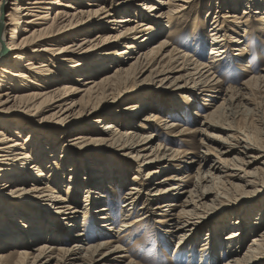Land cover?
<instances>
[{"label":"bare ground","instance_id":"obj_1","mask_svg":"<svg viewBox=\"0 0 264 264\" xmlns=\"http://www.w3.org/2000/svg\"><path fill=\"white\" fill-rule=\"evenodd\" d=\"M73 1L76 3L0 0V264H125L120 259L126 257L117 256L123 251L119 243L155 211H162V221L168 224L166 231L170 237L178 238L182 248L178 255L188 257V264L194 262V254L184 247L218 220L222 227L206 234L207 240L200 250L201 264H206L208 258V264H218L222 259H226L224 264H264V212L254 218L240 213L264 200V148L253 144L248 137L242 138L231 127L220 125L228 113L231 116L237 109L253 106L250 99L253 91L264 94V69L237 87L227 86V81L221 80L225 69L221 61L228 54V41L235 52H248L247 46H243L247 41L235 34L229 40L225 28H242L244 33L250 30L252 14H262L264 8H258L264 7V0L218 3L226 11L216 17L212 27V48L207 62L195 59L178 45L166 51L169 42L161 40V22L166 20L171 24L192 0ZM84 1L98 10L75 7ZM141 2L145 4L138 9ZM56 7L75 11L71 15L73 19L66 20L68 15L59 8L54 10L53 17L51 13ZM241 7L244 10L240 15ZM212 9L213 6L209 12ZM255 21L263 25L259 27L264 32V14ZM68 28L76 30L78 35L63 48L53 49L52 46L60 43L58 37H63ZM93 32H98L95 38L91 37ZM19 34L23 37L19 38ZM121 46L123 50L119 49ZM113 65L116 68L111 73ZM146 74L144 79L151 82L156 79L160 88L206 92L205 105L214 106L207 114L196 115L204 118L202 135L207 128L216 136H208L202 145L205 150L202 157H193L191 161L198 168L192 177L196 182L190 190L189 168L171 163L190 153L155 144V135L144 132L162 120L153 104H146L143 99L136 106L125 105L124 109L106 107L108 98L116 102L119 93L128 96L141 89L138 78ZM173 83L180 86L168 85ZM132 85L136 86L135 90H130ZM76 93L82 94L79 100L73 98ZM220 95L223 101L217 106L213 103ZM154 102L160 103V99ZM100 104L104 107L102 111H111V115L95 111ZM178 106L179 101L171 105V116L162 120L164 129L170 133L183 127L172 120V115L185 117L189 112V106ZM109 108L112 109L105 111ZM147 110L151 112L137 122L139 114ZM47 111H52L50 117L36 119L48 114ZM85 112L88 114L81 116ZM48 119L52 124H43ZM98 123H103L102 129L97 127ZM222 134L226 138L219 136ZM95 146L104 148V152L98 153ZM112 153L116 158H108ZM119 156L137 165L140 179L135 177L127 189L123 218L117 227L110 209L98 205L104 203L105 193L113 184L119 186L121 182L122 187L127 186L125 168L131 165L118 160ZM112 161L117 162L115 167ZM172 168L180 174L186 169L188 172L184 176L173 173L154 183L159 174ZM143 170L147 182H143ZM67 175L69 181L64 180ZM180 189L183 191L178 192ZM78 193L85 194L82 208L69 200ZM169 195L174 196L171 201L161 200ZM139 204L142 213L132 220ZM81 209L87 213L78 219L83 215ZM19 215L29 218L22 220ZM243 216L250 219L244 220ZM88 217L97 226L96 234L93 229L85 230ZM107 223H112L109 235L104 233ZM11 227L18 240L25 242V248L15 249L16 242H9ZM23 228H30L27 234ZM79 228L87 234L77 233ZM219 231H230L226 241ZM72 240L75 241L72 246L62 245ZM55 242L60 246H55Z\"/></svg>","mask_w":264,"mask_h":264},{"label":"rangeland","instance_id":"obj_2","mask_svg":"<svg viewBox=\"0 0 264 264\" xmlns=\"http://www.w3.org/2000/svg\"><path fill=\"white\" fill-rule=\"evenodd\" d=\"M68 1V0H65ZM113 2V0H103L102 2ZM221 0H192L188 4L185 5V9L182 13H179L175 16L176 20L168 24V21H163L161 22V27L163 28V34L161 36V40L163 42H169V48L166 51L173 50L174 48L176 49L177 45L179 48L182 50H186L189 52L191 55L194 56L195 59H199L202 62H207L209 61V53L212 48V37L211 31L212 27L215 25L216 22V17H220L226 9L219 8V4ZM244 1V0H243ZM71 3H76L72 2ZM100 2V4H103ZM223 1H221L222 3ZM243 3V2H242ZM10 4V3H9ZM145 3L141 2L140 5L138 6V9H141ZM211 6H213V9L211 12ZM8 8H11L12 6L8 5ZM75 7H79L83 10H98L96 6H87V3L81 2V5H75ZM63 10L66 12L68 15L65 17L66 20L71 21L73 19V16L71 15L75 14V11L70 10L69 8H64V7H56L53 9V14L54 17V10L57 9ZM258 8H254L253 11H255ZM264 7H260L258 9H261ZM217 10H219L217 12ZM230 11V9H227ZM244 10L243 7H241L238 11V14H242V11ZM8 11V10H7ZM5 12V15L8 12ZM234 12V10H231ZM149 12V11H148ZM209 12V13H208ZM262 14H264V10H261ZM261 14V15H262ZM150 13H148V16ZM253 15V21H251V29L248 30L247 32L244 33V30L242 28L234 27H226L225 30H227V38L232 34H235L234 36L237 37H243V41H247V43L243 44V46H247L248 52L242 54L241 52H235L233 49L234 47L232 46V43L228 41V44L230 45L228 54L226 58L221 61L222 64H224L225 69L221 73V80L222 81H227L226 84L237 87L241 85L245 80L250 78V76L253 73H257L260 70L264 69V32L259 26H263L261 23L256 22L255 20L259 18L261 15ZM75 17V16H74ZM76 18V17H75ZM136 24V23H135ZM135 24L132 26L134 27ZM233 30H236L237 33H235ZM76 30H70V28L66 29L64 32L65 35L63 37H58L60 39V43L58 46H52L53 49L58 50L60 48H63L64 45L69 44L70 41L73 40L77 33H75ZM115 32V31H114ZM98 32H93L92 38H95L97 36ZM106 34H110V32H106ZM171 35V36H169ZM100 36H104L101 34ZM169 36V37H168ZM23 36L19 34V38H22ZM73 37V38H72ZM82 38V37H80ZM69 39V41H68ZM176 40L178 41L176 44ZM125 45V44H123ZM236 45V44H233ZM242 46V45H241ZM124 46L119 47V49L123 50ZM244 48V47H243ZM117 49H114L113 52H116ZM121 50V51H122ZM138 50V49H137ZM138 53V52H137ZM116 54H114L115 56ZM137 55V54H136ZM133 55V56H136ZM115 58H119L118 56H115ZM70 65V64H69ZM246 66L251 68H246ZM116 65H113L109 72L113 73L115 71ZM253 69V70H252ZM257 70V71H256ZM249 71V72H248ZM251 71V72H250ZM147 74L143 76L142 78L139 77L138 81L139 83L142 84V88L136 91H133L131 94L126 96L124 93L120 94V97L114 102L115 100L113 98H108L109 102L106 103V107H109L110 105H114V107H121L124 109V106H136L137 104H140L143 99H145V103L149 105H154L156 107V114H159L163 119H167L169 116H171V113L169 110L172 108L171 105L175 104L177 101H179V106L186 107L189 106L188 110L189 112L186 114L185 117L179 115V114H173L172 115V120L178 121L183 125V127H180L176 130V132L170 133L169 130H165L163 125H162V120L159 123H153V125L150 127L151 130H144L145 134L148 135L150 133H153L156 137L155 144H162L163 146L168 145L169 147H172L174 149H181L184 150L186 153H190L183 158H180L178 162L172 161L171 163H175V165H179L181 163L182 166H185L186 168H189V174L191 175L189 178H187L188 181V187L189 190L192 189L193 185L195 184L196 180L192 179V177L195 175L198 166H195L191 161L194 159L193 157H202V154L205 152L203 149V146L206 143V139L209 137L216 136L214 131H210L206 128V134H203L205 131V128H203L202 123L204 122V118L200 116H196L198 113L201 114H207L210 112L212 109L211 105H205L207 102L204 101L206 99V92H197L196 90H192L190 88L186 90H174V89H164L160 88L157 83L156 84V79L154 81V78H152L151 82L146 78ZM152 83V84H149ZM143 84L145 86H143ZM167 84V83H164ZM169 86L173 87H179L180 85L177 83L173 84H168ZM134 88V89H133ZM136 86L132 85L130 90L133 89L135 90ZM53 89V88H51ZM48 89V90H51ZM182 89V88H179ZM82 94H74V99L79 100ZM116 98V97H115ZM160 99V103H155V99ZM256 98V99H255ZM191 99H193V103H191ZM210 99V98H208ZM250 99L252 101L253 106H248L246 110L242 109H237V111L233 112L231 116L228 113L223 119V122L220 123V125L224 126L225 128L231 127L234 131H237L240 136L245 138L248 137L253 141V144L257 145L258 147L264 148V94L260 92H255L250 96ZM223 101L222 95H220L217 98V101L214 102L213 104H217V106ZM197 104H194V103ZM114 103V104H113ZM130 103V104H129ZM103 104V103H102ZM100 104L99 107L95 111L103 112V105ZM128 104V105H127ZM171 107V108H170ZM110 109H106L105 111H110ZM242 110V111H241ZM250 110V111H249ZM240 111V112H239ZM52 111L48 112L46 115H40V117H37V120H41L44 116L45 117H50ZM149 110H147L144 113L139 114V118L137 119V122L145 114H148ZM57 113V111L55 112ZM86 113L82 114L81 116L85 117ZM111 115V111L109 113L103 112V115ZM263 114V115H262ZM38 115V114H37ZM60 116V115H58ZM100 117V116H96ZM95 118H93L94 120ZM92 120V119H91ZM228 120V121H227ZM87 121H90L87 120ZM109 123V122H105ZM43 124H52L51 120H46L43 122ZM164 124V122H163ZM78 125V124H77ZM228 125V126H227ZM103 123H98L97 127L99 129L103 128ZM44 127H47L45 125ZM51 127V126H48ZM47 127V128H48ZM97 128V129H98ZM126 129H129L128 127ZM125 129V130H126ZM182 131V132H180ZM261 135V136H260ZM219 136H224L226 138L225 134L219 135ZM262 137V138H261ZM92 147V146H89ZM97 151H100L98 153L104 152V148L102 147H96L95 148ZM119 155L121 154V151L117 152ZM107 154V153H106ZM114 154V153H112ZM108 155V154H107ZM105 155V156H107ZM61 155L59 154V157ZM234 155H232L231 158H233ZM113 157L116 158V154L113 156H109L108 158L113 159ZM120 161H125L129 163L131 166H126L125 169L127 170L126 173V181H127V186L122 187V183L120 182V185H114L112 188H109L107 190V198L105 199L104 203H100L98 207L102 208V206H106L105 208H109L112 214V218L114 220L113 223H115V226H120L121 225V220L123 218V210H124V205H125V194L127 192L128 187H130L134 182L133 179L135 177H139L140 172H137L138 168L137 165H135L134 162L129 161V158H123L122 156H119L117 158ZM113 166L117 164V162L112 161ZM193 165L192 168H190ZM255 167L263 168L260 165H257ZM188 172L186 169L184 172L176 171L175 168L170 169L169 171L159 174L156 177V180L154 183L159 182L162 180L165 176L171 175L173 173L178 174L179 176H184L186 175L185 172ZM117 172V171H114ZM145 173L143 170V173H141V176L143 178L145 177ZM137 175V176H135ZM242 175V174H240ZM146 178V177H145ZM144 178V179H145ZM140 179V177H139ZM65 181H69L70 178L67 175V177L64 178ZM148 180L145 179L143 182H147ZM141 182V181H139ZM32 183V182H31ZM179 183L175 181V184ZM149 186L152 187L151 184H148ZM147 185V186H148ZM118 186V187H117ZM150 187V188H151ZM30 188V186H29ZM182 189V188H181ZM179 190L178 192H182L183 190ZM188 190V189H187ZM66 189H63V195L65 193ZM75 195H71L69 197V200H71L74 203H77L83 207V200L85 199V194L84 193H78ZM182 196V194H180ZM243 197V196H242ZM173 195H169V197L163 198L161 200H170L173 199ZM160 200L156 201L154 204L158 203ZM264 200H260L255 207L253 208H247L246 210L240 211L241 215L245 216H251L250 218H254L264 212V204L262 203ZM231 201H228L230 203ZM233 202V201H232ZM248 206V205H247ZM141 207L142 204L137 205V212L136 214L132 217V220L137 219L139 215H141ZM154 207V206H153ZM249 207V206H248ZM104 208V207H103ZM83 212V215L79 217L78 219L82 218L85 216L84 214L87 213L85 210L81 209ZM262 210V211H261ZM261 211V212H260ZM228 212V211H227ZM102 213V212H101ZM162 211H155L153 212V215L149 217V219L144 220L140 223H138L132 231H130V235L126 234L122 242L119 243L120 247L122 248L123 251L118 252L117 256H125L126 258L120 259L121 262H132L133 264H188V257L186 256H180L178 253H181V249L178 238L175 237H170L169 233L166 231L168 224L164 221L163 216L161 215ZM164 213V210H163ZM22 218V215H19ZM245 218L243 216V219H250V218ZM24 218H27L28 220L29 216L26 215ZM22 218V220L24 219ZM9 220V219H8ZM19 219H13V221L18 222ZM163 220V221H162ZM7 222V221H5ZM26 222V221H25ZM87 227H85V230L87 229H93L95 231V234L98 232L97 226L94 224V221L91 217H88L87 219ZM82 224V220H81ZM29 225V223H28ZM112 226V223H107V226H105L104 233L105 234H110V230H108L109 227ZM205 225H202L201 227H204ZM210 228H206L204 230L200 231V235L196 236L195 239L191 241L190 244H188L184 249H189L192 251V254H194V262L192 264H201V252L203 248L204 242L207 240V235L210 233V231H216L219 230L222 227L221 220L212 222L209 224ZM82 228V227H81ZM81 228L77 229V233H82L84 236L87 234V232L82 231ZM11 231L13 232L11 234V237L8 238L9 242L11 240H14L16 242L15 249H21L25 248V242L21 239L18 240V236L16 231H14V228L11 227ZM25 231H23L25 234L28 233L30 228H23ZM3 230V228H1ZM84 230V227H83ZM44 231H47L46 229ZM4 232V231H3ZM93 232V231H92ZM91 232V233H92ZM230 231H219V236L226 241V236L228 235ZM83 235H81L80 238H84ZM66 234L64 233L63 237L66 238ZM17 238V239H14ZM79 239V238H77ZM99 240H105L104 238H101ZM12 242V243H15ZM18 242H20L18 244ZM74 240L68 241L66 245L68 247L72 246L74 244ZM86 242V241H84ZM57 245L55 246H60L59 242H55ZM249 243V242H248ZM248 243H246L245 247H247ZM28 244V241L26 242ZM38 245V244H34ZM11 253V250L8 251V254ZM120 253V254H119ZM244 253V251H243ZM207 259V263L208 264ZM226 259L220 260L218 264H224V261ZM125 263V264H126Z\"/></svg>","mask_w":264,"mask_h":264}]
</instances>
